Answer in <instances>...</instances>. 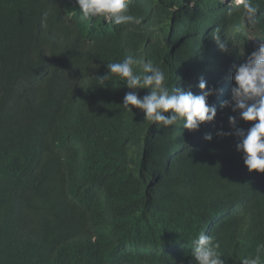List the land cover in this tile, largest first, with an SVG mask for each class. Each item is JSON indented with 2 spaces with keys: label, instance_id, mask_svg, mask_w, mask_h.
<instances>
[{
  "label": "clouds",
  "instance_id": "clouds-1",
  "mask_svg": "<svg viewBox=\"0 0 264 264\" xmlns=\"http://www.w3.org/2000/svg\"><path fill=\"white\" fill-rule=\"evenodd\" d=\"M33 1L0 0V17L6 14L14 25L23 24V17H27L34 49L48 60L54 73H59L57 68L64 69L59 63L70 53L72 58V53H77L74 62L85 64L93 58L90 51L102 48L106 42L117 45L119 58L105 62L106 74L96 77L97 86L114 87L116 81L114 88L122 103L120 107L127 114L111 117L104 145L126 155L137 149L138 124L128 112L139 109L144 120L151 122L149 131L144 130L143 143L154 142L159 133L181 130L179 146L163 156L158 165L159 181L163 183L176 175L185 161L186 173H192V197L201 189L198 203L204 217L194 216L184 225L182 234L171 245L174 258L160 260V252L155 253L156 246L135 239L128 242L133 252L117 242L108 245L105 264H182V259L189 264H229L224 255L237 264H261L264 243L258 244L253 253L240 244L238 231L244 221L246 224L251 219L261 222V216H256L255 211L259 206L264 208V32L261 16L257 17L258 7L252 0H218L243 8L246 24L256 28L246 30L229 24L224 35L220 34L219 27L215 28L211 33L216 45L211 56L212 72L206 63L197 73L201 78L192 82L188 80L191 70H187L183 79L189 83L182 87L180 83L175 84V88L168 83L159 63L164 68L173 63L179 73L184 71L189 61L185 40L196 24L187 22L184 27L174 29L173 19L164 33L154 34L152 28L158 12L169 9L177 0ZM175 5L173 11L178 13L179 5ZM196 5V0L189 3L191 10ZM16 8L19 10L12 18ZM78 9L80 19L86 23L71 42L60 34L54 35L52 28L72 23ZM29 13L42 14L41 23L32 25ZM201 43L204 44L203 38ZM204 77L217 79L209 81ZM54 78L58 77L46 76L48 81ZM141 91L147 94L140 97ZM86 99L89 100L87 95L74 100V109L69 104L62 109L56 120L60 130L77 129L79 115L88 109ZM100 105L98 116L105 114L101 110L104 105ZM88 110L97 109L89 105ZM94 125L90 120L84 136L66 138L64 143L55 135L41 134L33 127H29L23 139L7 137L5 146L9 155L22 167L27 165L33 176L27 185L15 177L13 187L0 185L3 201L26 211L15 224L19 222L17 233L12 227L16 246L13 264H19L18 254L23 258L38 254L45 264H60L64 252L69 255L75 250V257L85 246L90 248L86 235L78 232L76 222L82 220L95 225L80 205L84 196L92 205L100 201L111 209L116 221L131 218L132 204L128 199L103 191V184L96 185L86 177L93 166L92 156L87 153L88 138L100 139ZM25 140L31 142L29 147ZM20 149L31 151L24 162L17 160ZM113 164L122 166V162ZM46 166L55 172L49 182ZM138 175L139 180L147 183L145 175ZM42 181L47 182L52 193L42 192L32 199L28 186ZM224 236H229L228 242L224 240L227 250L221 241Z\"/></svg>",
  "mask_w": 264,
  "mask_h": 264
},
{
  "label": "trees",
  "instance_id": "trees-1",
  "mask_svg": "<svg viewBox=\"0 0 264 264\" xmlns=\"http://www.w3.org/2000/svg\"><path fill=\"white\" fill-rule=\"evenodd\" d=\"M191 1L177 0L175 3L180 8L178 13L173 11L175 3L169 6L170 10H160L152 28L154 34L164 33L173 19L174 29L184 27L187 22L196 24L185 40V51L189 61L184 71L179 73L173 63L165 68L162 63H159L172 88L176 87L175 84L180 83L182 87V84L189 83L183 79L187 70H191V77L188 80L192 82L201 78L197 73L206 63L210 64L209 71L212 72L211 56L216 51V45L211 38V33L215 28L221 29V35L225 34V26L229 24L232 27L246 28V30L256 28L246 24L243 8H234L218 0H196V8L191 10L189 6ZM252 2L258 7L257 17L259 16L260 19L261 16V29L264 32V16L262 15L264 0H252ZM18 10L14 9L12 18ZM77 11L79 12V9ZM28 18L30 23L36 26L41 23L42 14L29 13ZM75 18L68 25H55L52 33L56 36L60 34L71 42V38L75 36L78 29L86 23L80 19V12ZM23 20V24L14 25L6 14L0 17V185L7 188L13 187L15 184L13 177L27 185L33 178L27 165L22 167L9 155L5 146L7 137L14 140L23 139L29 127H33L39 129L41 134L55 135L60 143H64L66 138L75 139L84 136L91 120L95 124L93 127L98 129L100 139L98 141L97 138H88L87 153L92 156L93 166L91 165L86 177H90L91 182L96 185L103 184V191L114 196L122 195L128 199L132 204L131 218L116 221L111 209L100 201L92 205L89 198L84 196L80 205L87 210L85 214L95 225L82 220H76V222L78 232L86 235L90 248L85 246L76 253L75 257H73L75 250H72L69 255L67 251L64 252L60 264H105L109 254L108 245L117 242L123 248L133 252V247L128 242L135 239L156 246L155 253L160 252V260L167 257L174 258L175 252L171 245L182 234L184 225L188 224L194 216L204 217L198 203L201 199V189L195 193V197H192V173H186L185 161L179 166L176 175L163 183L158 179V165L163 156L169 155L179 146L178 138L181 130L173 129L166 133H159L154 142L149 140L143 143L144 130L149 131L151 122L144 120L141 110L133 108L132 113H128L136 118V124H138L137 149H133L129 155H126L104 145L107 143L105 131L109 128L111 117L127 114V111L120 107L122 103L116 92L117 89L114 88L116 81L113 82L114 87L111 84L107 88L97 86L96 77L106 74L105 62L119 58L117 45L115 43L109 45L106 42L102 48L90 51L93 58L85 64L74 62V56H77V53H72L73 58L70 53L59 63L60 66L63 64L64 69L57 68L59 73H54L48 66V60H44L43 55L34 49L35 41L27 26L28 19L25 16ZM73 41L75 42V39ZM47 74L58 77L59 80L54 78L48 81ZM204 78L209 81L217 79ZM192 87L196 89L193 83ZM146 94L145 91H141L139 96L143 97ZM86 95L89 98V100L86 99L89 101L88 109L89 105H93L97 110L87 109L86 112L81 113L76 130L70 132L60 130L56 120L62 109L68 104L74 109V100ZM100 104L104 105L101 110L105 114L98 116ZM47 128L56 131H49ZM151 132L155 133L154 130ZM25 144L29 147L31 142L25 140ZM30 153L31 151L20 149L17 160L24 162ZM31 160L35 162L33 157ZM114 162H122V166L115 165ZM54 174L55 172L46 166L47 182ZM138 174L145 175L144 180H147V183L139 180ZM47 182L42 181L28 186L32 199L42 192L52 193V190L47 187ZM15 192L18 193L16 189ZM2 197L4 196L0 193V264H13L16 246L12 227H15L17 233L16 226L19 222L15 224L20 214L26 211L13 203H6ZM18 197L24 201L22 194L18 193ZM255 213L256 216H261L262 221L256 222L251 219L248 224L244 221L239 224L238 230L240 244L253 253L258 244L264 243L263 206L257 207ZM224 240L228 242L229 236H224V239L221 237L223 248L227 250ZM17 256L19 264H45L43 257L38 254L26 258L19 254ZM224 258L229 264H237L225 255ZM182 264L189 263L182 259ZM261 264H264V253H262Z\"/></svg>",
  "mask_w": 264,
  "mask_h": 264
}]
</instances>
